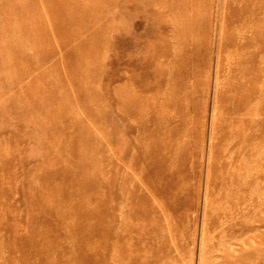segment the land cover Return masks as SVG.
Returning <instances> with one entry per match:
<instances>
[{"label": "rangeland", "instance_id": "374dc122", "mask_svg": "<svg viewBox=\"0 0 264 264\" xmlns=\"http://www.w3.org/2000/svg\"><path fill=\"white\" fill-rule=\"evenodd\" d=\"M112 1L0 0V264H264L263 13ZM58 155L89 174L51 219Z\"/></svg>", "mask_w": 264, "mask_h": 264}, {"label": "bare ground", "instance_id": "6f19581e", "mask_svg": "<svg viewBox=\"0 0 264 264\" xmlns=\"http://www.w3.org/2000/svg\"><path fill=\"white\" fill-rule=\"evenodd\" d=\"M140 1L141 0H134V1H132V0H124V2H123V8L125 9V13L127 15H129L131 13V11H133V10H138L137 12H140L141 11L140 9H142V7H143L141 5V2ZM251 1H252V7L250 8V11L254 13V10H256L257 13H258V17H259V15L261 13H263V15H264V4H261L259 2V0H251ZM109 3L111 5V8H114L113 1L112 0H109ZM7 8H10V4H7ZM12 10H13V14H16V15L18 14L16 8H12ZM21 31H23V30H20V32ZM24 31L26 32L27 30H24ZM13 32H14V30H13ZM37 36L39 37L38 39H36V43L37 44L39 43L38 48L41 47V51L44 53L46 50H48V48L46 46V43L43 42V40L46 39L45 38L46 34H45V32H43V34L42 33H39V34L37 33L36 37ZM40 38H41V40H40ZM6 39H8V38L6 37ZM9 42H10V40H9ZM89 45H90L89 46L90 50H92V52L94 51V54L96 53L95 57L98 58L99 57V53H100V49L98 48L99 45H97V38H96V36L93 37V39L92 38L90 39V44ZM76 52H77V50H75V52H71L69 55L70 56H74ZM91 59L94 60L93 57H91ZM7 60H11V59L8 57ZM93 72H95L94 69H93ZM82 73L83 74H77V76H78V79H79V82H80L81 86H84V85L87 84V80L85 78V74L86 73H84V72H82ZM94 74L95 73H93V75ZM3 77L6 78L8 76H7V74H4ZM1 78H2V75H1ZM32 105H34V104H32ZM41 110H42V107H41ZM41 120H42V117L41 116L38 117L37 120H32L33 121L32 122V125L34 127H39V124L42 125L44 123V121L43 120L41 121ZM43 127H44V125H43ZM60 127H61V125H60ZM143 138L145 139V137H143ZM144 139H143V141H146ZM66 149H68V147H66ZM112 159H113V156L110 155L109 156L110 162H111ZM54 161L57 163V165L54 168H53V162L50 163L49 168H46V170L43 168L42 173H43L44 178L46 179L45 188H39L37 186L36 188L38 190L36 189V191L38 192V194H37V192H33L34 197H36V195L38 197V201H36V202L39 203V205L37 206L38 209H40V207H41L43 211L48 212L49 213L48 216L51 219L57 218L58 217V213H59V199H60V195L61 194H59L58 188H61L62 186H66L67 184L70 185L71 180L72 179H75V178H76L75 179L76 183H78V182L80 183L83 180V178H85L89 174V173L88 174L86 173L84 175L81 174V173H84V171H82L81 169L78 168L77 175L74 176L75 175L74 174V170H73V168H71L69 166V164H67V160H66V156L65 155H60V156L58 155V156H56V158H55ZM98 173L99 172L94 173V174H96V178H95L96 185H98V180H97ZM68 176H73V177L69 181H67V179H66V181H62L63 178H67ZM99 183H100V187H104V185H105V182L104 181L103 182H99ZM110 183L111 184L109 186V190H114L115 191L114 188L112 189V186H114V182H111L110 181ZM112 183H113V185H112ZM47 189L49 190L48 196H47V193H46V190ZM118 190L116 188V192ZM116 192H115V194H116ZM120 193H121V191H120ZM68 200H70V199H68ZM46 202H47V204H46ZM61 210L62 211H65L63 208H61ZM67 213H68V209H67ZM38 239H40V238H38ZM36 241H37L36 243H38V244H35V248L34 247L28 248L27 249L28 250L27 252H35L36 253V251H41V252L43 251V253H45V252H47L49 250L48 252H51L52 253L54 251V248H51V247L50 248L48 247L49 249L42 248L41 247V243H42L41 239L40 240H36ZM2 253H3V250L0 249V255ZM43 253H38V254H33V255L34 256H37V255H42ZM70 253H73V251H71Z\"/></svg>", "mask_w": 264, "mask_h": 264}]
</instances>
